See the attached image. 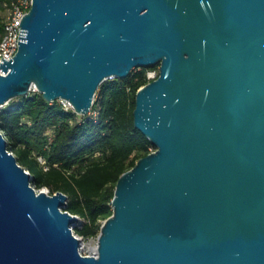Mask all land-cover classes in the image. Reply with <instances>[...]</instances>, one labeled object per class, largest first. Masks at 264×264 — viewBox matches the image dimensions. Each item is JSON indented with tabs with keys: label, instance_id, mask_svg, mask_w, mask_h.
I'll return each mask as SVG.
<instances>
[{
	"label": "water",
	"instance_id": "obj_1",
	"mask_svg": "<svg viewBox=\"0 0 264 264\" xmlns=\"http://www.w3.org/2000/svg\"><path fill=\"white\" fill-rule=\"evenodd\" d=\"M21 26L0 108L37 88L86 117L103 82L159 65L134 110L155 150L85 255L68 194L0 132V264H264V0H33Z\"/></svg>",
	"mask_w": 264,
	"mask_h": 264
},
{
	"label": "trees",
	"instance_id": "obj_2",
	"mask_svg": "<svg viewBox=\"0 0 264 264\" xmlns=\"http://www.w3.org/2000/svg\"><path fill=\"white\" fill-rule=\"evenodd\" d=\"M14 1L0 0V42ZM155 68L160 67L135 68L127 78L103 82L94 106L96 118L81 117L40 92L0 108V127L10 151L33 175L36 188L68 194L67 210L86 220L76 229L84 237L98 236L113 214L120 176L155 150L134 118L137 92L149 83L148 71Z\"/></svg>",
	"mask_w": 264,
	"mask_h": 264
},
{
	"label": "built area",
	"instance_id": "obj_3",
	"mask_svg": "<svg viewBox=\"0 0 264 264\" xmlns=\"http://www.w3.org/2000/svg\"><path fill=\"white\" fill-rule=\"evenodd\" d=\"M33 4V0H15L12 2V7L9 11V15L6 20V32L5 35L0 42V63L3 61V58L11 59L13 58L19 50V38L20 35L23 36L24 33L23 28H21V21L23 17L26 15L27 12L31 9ZM160 74V68L150 69L148 71V78L149 82L156 79ZM37 88L33 89V92H36ZM97 99V96H96ZM60 103L67 109V110H74L73 105L70 101L66 99H60ZM98 115L97 110L93 109L91 113L86 116L92 118H96ZM0 132L3 131L0 129ZM4 134V133H3ZM13 153V152H12ZM45 162V160H43ZM28 171V170H27ZM29 172V171H28Z\"/></svg>",
	"mask_w": 264,
	"mask_h": 264
},
{
	"label": "rangeland",
	"instance_id": "obj_4",
	"mask_svg": "<svg viewBox=\"0 0 264 264\" xmlns=\"http://www.w3.org/2000/svg\"><path fill=\"white\" fill-rule=\"evenodd\" d=\"M19 98L15 99L14 102H18ZM41 191L43 190H48L46 187H41L39 188ZM49 192V190H48ZM86 222V220L84 218H82V223H79L77 226H75V232L77 235H79L80 237H82L83 242H82V252L85 255H90V254H94L92 247L97 246L98 244V236H93V237H84L82 235H80L76 229L78 227H82L84 225V223Z\"/></svg>",
	"mask_w": 264,
	"mask_h": 264
},
{
	"label": "bare ground",
	"instance_id": "obj_5",
	"mask_svg": "<svg viewBox=\"0 0 264 264\" xmlns=\"http://www.w3.org/2000/svg\"><path fill=\"white\" fill-rule=\"evenodd\" d=\"M82 242H83V240H82ZM92 250H93L94 253H96L97 252V246L92 247Z\"/></svg>",
	"mask_w": 264,
	"mask_h": 264
}]
</instances>
